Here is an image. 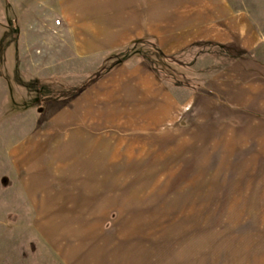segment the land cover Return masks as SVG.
Wrapping results in <instances>:
<instances>
[{
  "label": "rangeland",
  "instance_id": "374dc122",
  "mask_svg": "<svg viewBox=\"0 0 264 264\" xmlns=\"http://www.w3.org/2000/svg\"><path fill=\"white\" fill-rule=\"evenodd\" d=\"M7 1L19 14L21 80L16 71L5 82L0 104V264H264V114L229 102L233 54L194 47L163 58L151 41L131 43L65 88L82 81L35 79L73 47L60 0ZM225 1L259 31L261 52L245 54L264 64V0ZM19 31L8 27L0 46L15 70ZM139 59L157 60L179 111L148 113V125L161 124L146 128L114 112L123 126L100 128L94 152L83 151L62 125L69 96Z\"/></svg>",
  "mask_w": 264,
  "mask_h": 264
},
{
  "label": "crops",
  "instance_id": "0c3cea01",
  "mask_svg": "<svg viewBox=\"0 0 264 264\" xmlns=\"http://www.w3.org/2000/svg\"><path fill=\"white\" fill-rule=\"evenodd\" d=\"M8 4L7 0H0V46L4 38L9 37L8 27L17 26L19 31V14L13 2L11 7ZM57 11L69 26L73 47L69 54L66 52L61 59L50 62L55 64L53 71L51 64L46 72L38 73L35 77L38 81L55 74L63 79L82 81L77 85L66 83L65 88L79 87L92 77V73L99 71L107 55L131 43L151 41L167 56L194 47H218L233 54L232 61L236 62L229 68L238 80L226 83L229 102L241 109L264 114V107L261 108L264 79L260 83L257 76L259 72L264 73V64L254 61L252 55L255 54L249 56L252 58L245 54L261 52L260 33L244 11L229 10L225 0H60ZM19 43L20 31L15 42L17 70L8 56L0 54V104L5 82L13 80L16 71L19 76L15 81L20 83L21 80ZM167 87L164 78L144 59L133 64H118L80 93L69 96L74 101L69 104L70 108L66 107L62 125L75 128L77 146L83 151L94 152L90 149L100 142L97 140L100 128L123 126L109 119L115 118L114 112H120L118 115L124 120L127 118L129 125L144 122L138 124L144 128L161 124H147V119L143 118H148L150 112L167 115L175 109L178 112V102ZM69 97L66 95L60 100ZM135 112L139 117L132 115Z\"/></svg>",
  "mask_w": 264,
  "mask_h": 264
},
{
  "label": "trees",
  "instance_id": "16d2710c",
  "mask_svg": "<svg viewBox=\"0 0 264 264\" xmlns=\"http://www.w3.org/2000/svg\"><path fill=\"white\" fill-rule=\"evenodd\" d=\"M151 52V51H150ZM152 52L154 53V54H158L159 56H161V57H163V58H166V57H168V58H172L173 56H167L166 54H164L159 48H158V46L155 44V43H153L152 44ZM146 61L149 63V65H151L153 68L154 67H156V66H154V64L153 63H155L157 60L155 59V60H149V59H146ZM155 70L157 69V67L156 68H154ZM104 73V72H103ZM101 74V73H100ZM100 76V75H99ZM98 77V76H97ZM97 78H93V80H90L86 85H84V86H82L80 89H78L75 93L77 94V93H80L83 89H85L87 86H89L90 84H92L95 80H96ZM76 88V87H75ZM43 99V98H42ZM42 99L41 98H38L37 99V101H39V100H41L42 101ZM44 100V99H43ZM48 100H50V99H48ZM47 100V101H48ZM46 100H44V102H45Z\"/></svg>",
  "mask_w": 264,
  "mask_h": 264
}]
</instances>
